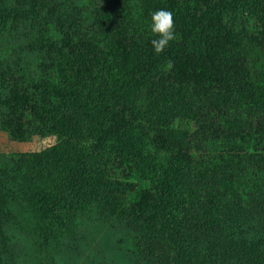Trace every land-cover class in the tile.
<instances>
[{
	"label": "trees",
	"instance_id": "1",
	"mask_svg": "<svg viewBox=\"0 0 264 264\" xmlns=\"http://www.w3.org/2000/svg\"><path fill=\"white\" fill-rule=\"evenodd\" d=\"M0 130L53 140L0 152V264L85 223L134 264H264V0H0Z\"/></svg>",
	"mask_w": 264,
	"mask_h": 264
},
{
	"label": "rangeland",
	"instance_id": "2",
	"mask_svg": "<svg viewBox=\"0 0 264 264\" xmlns=\"http://www.w3.org/2000/svg\"><path fill=\"white\" fill-rule=\"evenodd\" d=\"M50 137H32L28 141L9 140L0 130V152H32L52 143ZM12 250L15 259L21 264H33L34 254L27 246L25 235L17 229L10 233ZM115 236L107 226L95 227L93 223H85L77 229V238L74 249L53 253L52 260L42 264H134L129 260H119L111 250L108 240Z\"/></svg>",
	"mask_w": 264,
	"mask_h": 264
},
{
	"label": "clouds",
	"instance_id": "3",
	"mask_svg": "<svg viewBox=\"0 0 264 264\" xmlns=\"http://www.w3.org/2000/svg\"><path fill=\"white\" fill-rule=\"evenodd\" d=\"M149 28L153 34L151 45L156 54H161L170 42L178 39L174 15L166 9H158L150 14Z\"/></svg>",
	"mask_w": 264,
	"mask_h": 264
}]
</instances>
